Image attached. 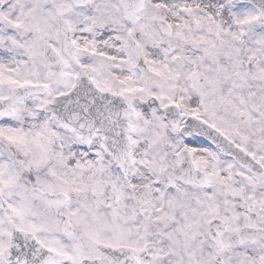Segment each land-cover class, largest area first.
I'll list each match as a JSON object with an SVG mask.
<instances>
[{
  "label": "snow or ice",
  "instance_id": "snow-or-ice-1",
  "mask_svg": "<svg viewBox=\"0 0 264 264\" xmlns=\"http://www.w3.org/2000/svg\"><path fill=\"white\" fill-rule=\"evenodd\" d=\"M0 264H264V0H0Z\"/></svg>",
  "mask_w": 264,
  "mask_h": 264
}]
</instances>
